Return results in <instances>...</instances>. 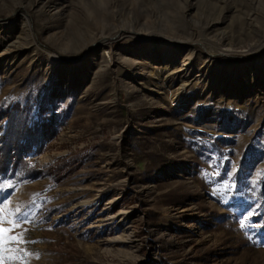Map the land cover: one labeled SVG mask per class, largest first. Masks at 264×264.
I'll return each instance as SVG.
<instances>
[{"label": "rangeland", "instance_id": "rangeland-1", "mask_svg": "<svg viewBox=\"0 0 264 264\" xmlns=\"http://www.w3.org/2000/svg\"><path fill=\"white\" fill-rule=\"evenodd\" d=\"M0 189L4 264H264V0H0Z\"/></svg>", "mask_w": 264, "mask_h": 264}, {"label": "snow or ice", "instance_id": "snow-or-ice-1", "mask_svg": "<svg viewBox=\"0 0 264 264\" xmlns=\"http://www.w3.org/2000/svg\"><path fill=\"white\" fill-rule=\"evenodd\" d=\"M13 187L14 185L12 184L4 185L6 189H12ZM10 195L11 192L3 200H0V264H4L6 259L4 254L6 252L9 254L7 256L8 260L25 261L30 254L21 246L27 243H34L25 238L28 229L23 227V225L30 222L28 215L21 213L19 207L15 208L13 212H7L6 201ZM6 212L7 214H5ZM241 226L243 227V225Z\"/></svg>", "mask_w": 264, "mask_h": 264}, {"label": "trees", "instance_id": "trees-1", "mask_svg": "<svg viewBox=\"0 0 264 264\" xmlns=\"http://www.w3.org/2000/svg\"><path fill=\"white\" fill-rule=\"evenodd\" d=\"M9 132V131H8ZM7 160H6V158H4V159H2V164H1V166L2 167H5V166H7ZM263 201H264V197H263ZM263 214H264V210H263ZM259 220H262V222H264V217H263V219H259Z\"/></svg>", "mask_w": 264, "mask_h": 264}, {"label": "bare ground", "instance_id": "bare-ground-1", "mask_svg": "<svg viewBox=\"0 0 264 264\" xmlns=\"http://www.w3.org/2000/svg\"><path fill=\"white\" fill-rule=\"evenodd\" d=\"M115 37H116V36H115ZM102 40H104V39H102ZM104 41H105V40H104ZM100 43H103V41L100 40ZM121 213H122V212H119L118 214H121Z\"/></svg>", "mask_w": 264, "mask_h": 264}]
</instances>
